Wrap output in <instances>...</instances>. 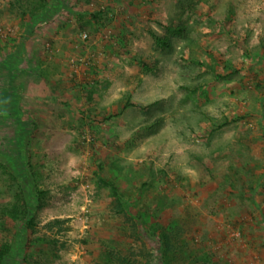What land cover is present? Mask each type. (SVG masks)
Segmentation results:
<instances>
[{"label": "rangeland", "instance_id": "374dc122", "mask_svg": "<svg viewBox=\"0 0 264 264\" xmlns=\"http://www.w3.org/2000/svg\"><path fill=\"white\" fill-rule=\"evenodd\" d=\"M25 201L31 227L4 212ZM5 242L7 264H264V0H0Z\"/></svg>", "mask_w": 264, "mask_h": 264}, {"label": "trees", "instance_id": "16d2710c", "mask_svg": "<svg viewBox=\"0 0 264 264\" xmlns=\"http://www.w3.org/2000/svg\"><path fill=\"white\" fill-rule=\"evenodd\" d=\"M62 2V1H61ZM47 10V9H46ZM102 8H98L94 11H89V15H91L94 18L99 17V15L102 12ZM85 12V11H83ZM79 13L80 16H83V14L85 13ZM164 44L167 43V40H163ZM126 106H139L143 109L147 108L146 105H139L136 103H133L132 101H128ZM10 174L12 175V177L17 180L18 175H16L15 172L10 171ZM112 187L114 188L115 192L117 195H119L118 191H117V187L114 183H111ZM24 192V189H23ZM4 212L6 215H10L11 217H13L14 219H21L22 222V226L25 227H31L33 225V220L32 218L29 217L28 213H29V205L28 203H26V201L24 203H22L21 205L15 204L12 207H4ZM24 247L21 246L20 249V253L23 255L24 253ZM14 251V244L13 243H8L5 242L0 246V264H7L9 262V258L11 253Z\"/></svg>", "mask_w": 264, "mask_h": 264}]
</instances>
